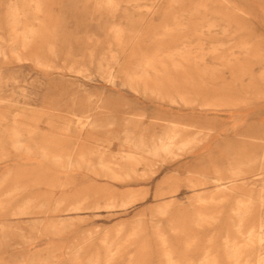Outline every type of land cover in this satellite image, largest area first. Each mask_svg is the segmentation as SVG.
<instances>
[{
    "label": "rangeland",
    "instance_id": "374dc122",
    "mask_svg": "<svg viewBox=\"0 0 264 264\" xmlns=\"http://www.w3.org/2000/svg\"><path fill=\"white\" fill-rule=\"evenodd\" d=\"M42 2L0 0V264H264V0Z\"/></svg>",
    "mask_w": 264,
    "mask_h": 264
},
{
    "label": "bare ground",
    "instance_id": "6f19581e",
    "mask_svg": "<svg viewBox=\"0 0 264 264\" xmlns=\"http://www.w3.org/2000/svg\"><path fill=\"white\" fill-rule=\"evenodd\" d=\"M17 2V1H16ZM41 2H42V0H41ZM18 3V2H17ZM42 4H43V2H42ZM34 6V5H33ZM27 8V7H26ZM13 9V8H12ZM28 9V8H27ZM30 9V8H29ZM28 9V10H29ZM48 9V8H47ZM25 10V9H24ZM42 10V9H41ZM47 11V10H46ZM11 12H13V11H11ZM44 12V11H43ZM42 12V14L44 15V13ZM21 13V12H20ZM47 13V12H46ZM45 16H46V14H45ZM16 18V17H15ZM40 18V17H39ZM15 21H13V23H14ZM35 26V25H34ZM43 26V25H42ZM13 27V26H12ZM37 27H39V26H37ZM26 33V32H25ZM27 35V34H26ZM29 36V35H28ZM29 38V37H28ZM46 38H47V36H46ZM49 38V37H48ZM52 38V37H51ZM54 39V38H53ZM33 40V39H32ZM39 41H41V40H39ZM46 41H48V40H46ZM21 42V41H20ZM19 42V43H20ZM28 42H30V41H28ZM34 42V41H33ZM37 42H38V40H37ZM44 42V41H43ZM36 43V42H35ZM41 43H42V41H41ZM34 44V43H33ZM44 44V43H43ZM54 45V44H53ZM18 46H19V44H18ZM41 46V45H40ZM42 47V46H41ZM21 48V47H20ZM34 48V47H33ZM51 48V47H50ZM53 48V47H52ZM0 49H3V48H0ZM3 52H4V49H3ZM51 52V51H50ZM39 53V52H38ZM27 54V53H26ZM37 54V53H36ZM48 54V53H47ZM46 54V55H47ZM29 55H31V54H29ZM45 55V56H46ZM33 56V55H32ZM35 56V55H34ZM41 56V55H40ZM40 58V57H39ZM32 60V59H31ZM43 60V59H42ZM35 61V60H34ZM45 140V139H44ZM22 141V140H21ZM46 142V141H45ZM49 144V143H48ZM48 146H46L45 144H42V145H40L39 146V148L42 150V155L44 156V157H46V158H48V159H53V160H57V161H60V162H62V161H64V159H67L66 161L68 162V159H69V153L68 152H66V153H59V152H55V153H48V152H46V148H47ZM133 153V152H132ZM135 153V152H134ZM147 154H149V152L147 153ZM129 157V156H128ZM103 166V165H102ZM213 172L215 173V174H217V177H213L214 178V181H216V182H218V181H223L222 179H223V177H221V172H220V170H219V168L218 167H216V166H213ZM234 172H232V174H233ZM213 180V179H212ZM225 180V179H224ZM35 183L37 182V179L34 181ZM24 183V182H23ZM235 184V183H234ZM230 188H228L227 186H222L221 188H219L215 193H213L212 194V197H211V202H213V203H215L217 200H222V199H224L225 197H227V196H229V195H227V191L229 190ZM205 191V190H204ZM231 192V191H230ZM208 193V192H207ZM209 193H210V191H209ZM83 194V193H82ZM207 195V194H206ZM227 195V196H226ZM209 196V195H208ZM78 197V196H77ZM232 197V196H231ZM74 198H76V196L74 197ZM73 199V198H72ZM194 199V198H193ZM230 199V198H229ZM232 199V198H231ZM236 199V198H235ZM73 201V200H72ZM93 201V200H92ZM67 202V201H66ZM65 202V203H66ZM220 203V202H219ZM68 204H70V203H68ZM94 204V203H93ZM192 204H193V202H192ZM199 204V203H198ZM65 205V204H64ZM84 205V204H83ZM194 205V204H193ZM200 205V204H199ZM206 205H208V204H206ZM211 205V204H210ZM217 205H218V203H217ZM228 205V204H227ZM82 206V205H81ZM87 206V205H86ZM94 206V205H93ZM195 206V205H194ZM203 206V205H202ZM96 207V206H95ZM209 207V206H208ZM230 207V206H229ZM86 208V207H85ZM193 208V207H192ZM205 208V207H204ZM203 208V209H204ZM231 208V207H230ZM235 208V207H234ZM238 208V207H237ZM197 209V208H196ZM206 209V208H205ZM220 209V208H219ZM233 209V208H232ZM76 210H78V209H76ZM193 210H195V209H193ZM209 210V209H208ZM202 211H204V210H202ZM206 212V211H205ZM243 212H245V211H243ZM251 212V211H250ZM250 215V214H249ZM182 218V217H181ZM196 218V217H195ZM206 219L205 220H207V221H209V222H211L212 224H215L216 222H219L220 221V218H219V213H218V211L216 210V209H212V211H211V213H210V215H207V217H205ZM223 218V217H222ZM179 220V219H178ZM239 221H241L242 219H238ZM188 221V220H187ZM245 222V221H244ZM243 222V223H244ZM247 222V221H246ZM193 223V222H192ZM242 223V224H243ZM184 224V223H183ZM220 224H222L221 222H220ZM252 224V223H251ZM259 224H260V222H259ZM207 225V224H206ZM228 225V224H227ZM190 226V225H189ZM228 226H230V224L228 225ZM233 226V225H232ZM261 226V225H260ZM227 227V226H226ZM234 227H235V225H234ZM243 227V226H242ZM182 228V227H181ZM185 228V227H184ZM192 228V227H191ZM233 228V227H232ZM243 228H245V227H243ZM187 229V228H186ZM185 229V230H186ZM202 229H203V227H202ZM235 229H236V227H235ZM237 229H240V225L237 227ZM164 230V229H163ZM194 230V229H193ZM244 230V229H243ZM254 230V229H253ZM253 230H252V233H254L253 232ZM260 230V229H259ZM168 231H169V229H168ZM190 231V230H189ZM225 231V230H224ZM245 231V230H244ZM258 232V231H257ZM146 233V232H145ZM192 233V232H191ZM191 233H188V234H191ZM181 234V233H180ZM237 234V233H236ZM258 234H260V233H258ZM168 235V234H167ZM184 235V234H183ZM193 235H194V233H193ZM192 235V236H193ZM198 235V234H197ZM218 233H215V235L214 236H211V238H210V240H211V244H212V246L211 247H208L207 249H204V251H203V254H204V262H205V264L207 263V264H221L220 263V261H219V259H218V249H217V247H216V241H217V238H218ZM225 235H226V233H225ZM142 236V235H141ZM140 236V237H141ZM190 236V235H189ZM239 236V235H238ZM260 236V235H259ZM258 236V237H259ZM201 237V236H200ZM253 237V236H252ZM206 238H208V237H206ZM233 238V237H232ZM251 238V237H250ZM118 239V238H117ZM143 239V238H142ZM182 239V238H181ZM235 239V238H234ZM253 239V238H252ZM262 239V238H261ZM261 239H259V241L261 240ZM230 240V239H229ZM228 240V237L227 238H225V240H224V249L225 250H227V251H225V253H227L228 255H230V256H235V254H239V252H238V249H234V250H232L233 252H230L229 253V251H228V247H229V241ZM258 240V239H257ZM139 241V240H138ZM250 242V241H249ZM259 243V242H258ZM205 245V244H204ZM259 245V244H258ZM228 246V247H227ZM193 247V246H192ZM252 247V246H251ZM258 247V246H257ZM173 248V247H172ZM222 248V247H221ZM254 248V247H253ZM91 249V248H90ZM201 249H202V247H201ZM200 249V250H201ZM242 249V248H241ZM253 250V249H252ZM175 251V250H174ZM190 251V250H189ZM143 252V251H142ZM159 252V251H158ZM182 252H183V250H182ZM182 252L180 253V254H182ZM187 252V251H186ZM129 254V253H128ZM136 254H137V252H136ZM145 254V253H144ZM179 255V254H178ZM244 255V254H243ZM254 255V254H253ZM258 255V254H257ZM84 256H86L85 254H84ZM118 256H120V255H118ZM117 256V257H118ZM176 256V255H175ZM259 256V255H258ZM125 257V256H124ZM186 257H188V254H187V256ZM186 257L184 258V259H186ZM257 257V256H256ZM161 258V257H160ZM181 258V257H180ZM201 258V257H200ZM254 258V257H253ZM102 259H104V258H102ZM162 259V258H161ZM161 259H159L160 261H161ZM178 259V258H177ZM242 259V258H241ZM141 260V259H140ZM180 260V259H179ZM187 260H189V258L187 259ZM192 260H194V259H192ZM197 260H199V258L197 259ZM240 260V259H239ZM116 261H118V260H116ZM125 261V260H124ZM158 261V260H157ZM180 261H182V260H180ZM238 261V260H237ZM120 262V261H119ZM138 262H140V261H138ZM183 262V261H182ZM195 262V261H194ZM197 262V261H196ZM226 262H228L227 261V259H226ZM260 262V261H259ZM146 263V262H145ZM201 263V262H200ZM137 264V263H136Z\"/></svg>",
    "mask_w": 264,
    "mask_h": 264
}]
</instances>
